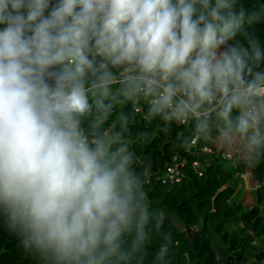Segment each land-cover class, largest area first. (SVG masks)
<instances>
[{
    "label": "clouds",
    "instance_id": "clouds-1",
    "mask_svg": "<svg viewBox=\"0 0 264 264\" xmlns=\"http://www.w3.org/2000/svg\"><path fill=\"white\" fill-rule=\"evenodd\" d=\"M258 25L264 0H0V219L37 264H167L136 150L161 135L264 163Z\"/></svg>",
    "mask_w": 264,
    "mask_h": 264
},
{
    "label": "trees",
    "instance_id": "trees-1",
    "mask_svg": "<svg viewBox=\"0 0 264 264\" xmlns=\"http://www.w3.org/2000/svg\"><path fill=\"white\" fill-rule=\"evenodd\" d=\"M252 7L256 0H243ZM264 38V25H258ZM143 127L141 123L138 125ZM218 150L215 146L208 145ZM150 166L148 185L153 224L162 219L161 233L150 244V251L160 243L169 244L167 264H262L264 260V163L250 166L249 156L235 149L232 159H210L174 148L169 138L158 137L137 147ZM181 152L186 158L179 181H169L163 174L172 156ZM199 159L196 170L192 162ZM229 160L230 162H226ZM247 175L253 183L255 202L245 206L238 199L235 184ZM224 187L217 194L216 191ZM244 187V184H243ZM238 190V189H237ZM216 194V195H215ZM184 229H181L174 220ZM193 226L196 229L187 232ZM165 236L169 239L165 240ZM0 264H37L19 238L7 231L0 219Z\"/></svg>",
    "mask_w": 264,
    "mask_h": 264
},
{
    "label": "built area",
    "instance_id": "built-area-1",
    "mask_svg": "<svg viewBox=\"0 0 264 264\" xmlns=\"http://www.w3.org/2000/svg\"><path fill=\"white\" fill-rule=\"evenodd\" d=\"M195 155L206 158L208 154H214V159L218 160L222 159H232L233 153L231 151H223V150H214L210 146H203L200 149H193L192 152ZM207 161L210 159L206 158ZM186 158L182 155L181 152L175 153L171 160L166 164L163 176L169 181H179L180 179V168L185 164ZM200 166L199 159H195L192 162V167L194 169H198Z\"/></svg>",
    "mask_w": 264,
    "mask_h": 264
},
{
    "label": "rangeland",
    "instance_id": "rangeland-1",
    "mask_svg": "<svg viewBox=\"0 0 264 264\" xmlns=\"http://www.w3.org/2000/svg\"><path fill=\"white\" fill-rule=\"evenodd\" d=\"M250 182H252V181H250ZM250 182H248V186L250 188H252V186H254V184L250 183ZM235 188H236V191H238L240 193V194H237L238 199H240V201L243 202V204L245 206L249 205L251 203V201H252V198H251V195L247 193L248 191H246V189H244L243 183L241 181H238L235 184ZM251 191H252V195L254 196L255 195L254 194V189H252ZM173 220L178 226H180L181 229H184V227L177 220H175V219H173ZM195 229H196L195 227L189 226L186 229V231L190 233V232H192Z\"/></svg>",
    "mask_w": 264,
    "mask_h": 264
},
{
    "label": "crops",
    "instance_id": "crops-1",
    "mask_svg": "<svg viewBox=\"0 0 264 264\" xmlns=\"http://www.w3.org/2000/svg\"><path fill=\"white\" fill-rule=\"evenodd\" d=\"M214 150H216V149H214ZM206 158H208V159H214V154H208V155H206ZM243 176V184H244V189H246V191H248L247 193L248 194H250L251 195V198H252V201H251V203L249 204V205H247V206H251L254 202H255V198H254V196L252 195V189L253 188H250L249 186H247V184H248V179H247V175H245V177H244V175H242ZM245 180H246V182H245ZM262 264H264V260H263V262H262Z\"/></svg>",
    "mask_w": 264,
    "mask_h": 264
},
{
    "label": "water",
    "instance_id": "water-1",
    "mask_svg": "<svg viewBox=\"0 0 264 264\" xmlns=\"http://www.w3.org/2000/svg\"><path fill=\"white\" fill-rule=\"evenodd\" d=\"M244 177H245V175H244ZM245 182H246V180H245ZM247 186H248V184H247ZM224 187L222 186L221 188H219L217 191H216V194L220 191V190H222ZM215 194V195H216Z\"/></svg>",
    "mask_w": 264,
    "mask_h": 264
}]
</instances>
